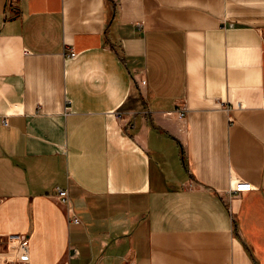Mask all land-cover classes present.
I'll return each mask as SVG.
<instances>
[{"label":"crops","instance_id":"obj_1","mask_svg":"<svg viewBox=\"0 0 264 264\" xmlns=\"http://www.w3.org/2000/svg\"><path fill=\"white\" fill-rule=\"evenodd\" d=\"M9 234L31 264H264V0H0Z\"/></svg>","mask_w":264,"mask_h":264},{"label":"built area","instance_id":"obj_2","mask_svg":"<svg viewBox=\"0 0 264 264\" xmlns=\"http://www.w3.org/2000/svg\"><path fill=\"white\" fill-rule=\"evenodd\" d=\"M76 52L72 49L69 53L70 56H76ZM180 116L183 117L186 114V109L183 108L179 112ZM59 197L63 200L67 198V191L62 189L58 190ZM75 222H79L77 218ZM5 244L9 250H13L21 264H31V256L29 253V240L25 235L22 234H9L6 236L0 235V245Z\"/></svg>","mask_w":264,"mask_h":264}]
</instances>
